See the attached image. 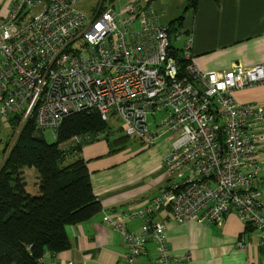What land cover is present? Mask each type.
<instances>
[{"label":"built area","instance_id":"1","mask_svg":"<svg viewBox=\"0 0 264 264\" xmlns=\"http://www.w3.org/2000/svg\"><path fill=\"white\" fill-rule=\"evenodd\" d=\"M84 1L6 0L0 6V119L15 120L17 136L33 119L38 131L51 129L56 138L68 115L95 112L107 122L117 116L126 136L147 143L170 138L161 158L167 183L132 213L145 218L140 232L105 217L129 244L124 264H139L149 243L157 254L149 264H181L183 258L169 252L165 223L152 218L165 207L179 223H217L235 212L264 247L257 185L264 106L233 95L264 83V65L201 72L190 61L189 80L177 58L191 60L190 41L173 47L155 0H94L90 14L77 7ZM158 112L163 116L151 132L149 116ZM78 143L73 137L61 148ZM43 264L82 263L44 258Z\"/></svg>","mask_w":264,"mask_h":264},{"label":"crops","instance_id":"2","mask_svg":"<svg viewBox=\"0 0 264 264\" xmlns=\"http://www.w3.org/2000/svg\"><path fill=\"white\" fill-rule=\"evenodd\" d=\"M5 1L0 0V6ZM93 4L94 0H86L80 4L85 8H78L90 14ZM155 6L162 24L181 16V23L172 33V44L181 50L186 40L190 41L191 62L197 70H225L236 64L264 65V0H196L194 8H187L186 0H155ZM178 40L182 43L179 47L174 43ZM233 95L237 102L264 106V83L235 89ZM162 116V112L154 114L151 132L156 131L155 124ZM121 132L112 140L117 146L113 149L108 137L106 142L101 135L80 144L81 149L75 155L87 163L92 190L101 209L87 221L67 228L70 249L57 253L53 259L49 255L45 259L124 264L129 244L105 217L115 216L127 230L140 232L145 218L132 213L143 210L167 183L161 158L170 149L171 140L164 135L147 143L130 137L137 141L135 148L117 152L119 144L129 138ZM102 139L109 149L98 144ZM261 149L257 185L264 200V142ZM152 218L165 223L169 252L183 258L181 264H264V247L257 234L235 212H228L217 223L197 220L179 223L165 207ZM156 255L154 244H147L139 264L151 263Z\"/></svg>","mask_w":264,"mask_h":264},{"label":"trees","instance_id":"3","mask_svg":"<svg viewBox=\"0 0 264 264\" xmlns=\"http://www.w3.org/2000/svg\"><path fill=\"white\" fill-rule=\"evenodd\" d=\"M195 4L196 0H186L187 8ZM180 23L181 16L168 23L171 42ZM177 59L181 75L188 76L185 68L191 60ZM106 122L95 112L68 115L53 143L45 140L33 119L20 130L0 165V264H43L48 255L53 259L72 245L67 228L100 211L86 161L65 159L77 154L82 142L109 131ZM73 137L79 139L77 145L61 148ZM25 167L36 171L37 191L27 189Z\"/></svg>","mask_w":264,"mask_h":264},{"label":"rangeland","instance_id":"4","mask_svg":"<svg viewBox=\"0 0 264 264\" xmlns=\"http://www.w3.org/2000/svg\"><path fill=\"white\" fill-rule=\"evenodd\" d=\"M86 1V0H85ZM93 1V0H91ZM82 3H79L77 5V7H81ZM82 9H84L85 7L82 6ZM176 46H181V41H175L174 42ZM153 119V116H149V120L151 121ZM14 123V124H13ZM108 130L107 132H103L101 133V137L105 140V137H108V141L111 143L112 140L118 136V135H122L121 130H123V125L122 122L119 121V118L117 116H113L111 118L110 121L106 122ZM15 122L13 121H6L4 119H0V165L3 163V161L5 160V156L6 154H8L9 150L11 149V147L13 146L17 134H16V130L14 128ZM42 135L44 136L45 140L48 143H53L55 142V137L53 136L52 130L51 129H46V130H42L41 131ZM102 139V141H99V145H101L102 147H108L109 146L105 144V141ZM107 142V141H106ZM136 140L133 138H127L124 142L119 144V148H117V152L125 150V149H130L131 146H133L135 148L136 146ZM96 144V143H95ZM112 146L111 149L117 147L113 145V142L111 143ZM81 155V154H80ZM79 155H68L66 156L65 162H71L73 161V159L77 158ZM36 172V171H35ZM33 171V169L31 170V168H23V176L28 184L27 189L31 190H36L38 188L37 186V175H35V173Z\"/></svg>","mask_w":264,"mask_h":264},{"label":"water","instance_id":"5","mask_svg":"<svg viewBox=\"0 0 264 264\" xmlns=\"http://www.w3.org/2000/svg\"><path fill=\"white\" fill-rule=\"evenodd\" d=\"M169 55L173 57L174 56V52L172 50H170L169 51Z\"/></svg>","mask_w":264,"mask_h":264}]
</instances>
